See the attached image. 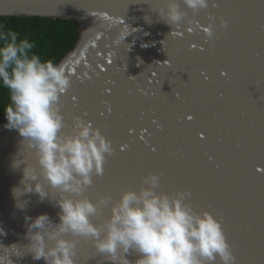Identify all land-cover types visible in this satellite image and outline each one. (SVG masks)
<instances>
[{"label": "water", "instance_id": "water-1", "mask_svg": "<svg viewBox=\"0 0 264 264\" xmlns=\"http://www.w3.org/2000/svg\"><path fill=\"white\" fill-rule=\"evenodd\" d=\"M157 2L0 0V16L76 24V41L56 63L71 79L66 93L77 97L76 107L61 98L63 133H71L73 117L87 111L88 117H81L114 149L129 144L107 158L103 179L93 176L84 196L116 201L156 173L157 191H187L194 210H207L221 221L235 264H264V0H219L211 9L217 18L211 39L202 31L210 23L206 10L194 14L181 3L185 22L172 27L151 8ZM220 17L227 29L219 26ZM6 123L0 121V264H45L27 253L25 217L46 213L58 223L60 210L35 192H23L21 164L35 167L36 158ZM109 214L105 208L93 222ZM67 238L78 240L75 264H111L97 255L91 240Z\"/></svg>", "mask_w": 264, "mask_h": 264}, {"label": "clouds", "instance_id": "clouds-1", "mask_svg": "<svg viewBox=\"0 0 264 264\" xmlns=\"http://www.w3.org/2000/svg\"><path fill=\"white\" fill-rule=\"evenodd\" d=\"M181 3L194 14L209 6V0H160L159 18L172 27L184 23ZM216 19L210 18L207 26L209 39L215 34ZM219 26L227 29L228 21L220 17ZM34 47L0 26V85L10 97L4 127L17 131L36 158L35 167L21 164L22 190L35 192L60 210L58 223L46 213L25 217L27 253L45 264H75L78 240L68 239L71 234L91 240L96 252L111 264H216L217 259L219 264H235L221 221L207 210H194L186 202L187 191L173 195L157 191L160 176L156 173L145 176L138 189L121 192L116 201L103 196L93 202L83 195L93 176L103 175L114 151L112 141L81 116L73 117L71 133H63L61 98L71 79L62 64L32 54ZM13 166L20 167L15 161ZM49 190L59 195L53 199ZM105 207L108 217L94 223L93 217H99ZM133 253L137 258L128 259Z\"/></svg>", "mask_w": 264, "mask_h": 264}, {"label": "trees", "instance_id": "trees-1", "mask_svg": "<svg viewBox=\"0 0 264 264\" xmlns=\"http://www.w3.org/2000/svg\"><path fill=\"white\" fill-rule=\"evenodd\" d=\"M0 26L4 31L18 33V39L34 43L31 53L55 64L71 48L78 34L76 24L62 18L0 16ZM9 103V92L0 85V121L5 118L4 109Z\"/></svg>", "mask_w": 264, "mask_h": 264}, {"label": "snow or ice", "instance_id": "snow-or-ice-1", "mask_svg": "<svg viewBox=\"0 0 264 264\" xmlns=\"http://www.w3.org/2000/svg\"><path fill=\"white\" fill-rule=\"evenodd\" d=\"M150 6H151V8H152L154 11H156V10L158 9V7H160V2H157V3H155V4H153V5H150ZM219 6H220L219 0H209V6H208V9L206 10V14H207L206 18L210 20V18L215 17L214 15H212L211 9L218 8ZM187 31L191 32V31H193V29H192V28H188ZM202 31H203V32H206V31H207V27H204V28L202 29ZM192 47L195 48V45H193ZM201 51H203V49H201ZM112 63H113V60H108V65H111ZM224 74H225V73H224ZM73 78H75V76H73ZM64 95L67 97L68 100L72 101V106H73V107H76V101H77V97H76V95H75V94H72V95L69 96L68 93H65ZM105 103H106V106H107V107H106V112L110 114V113L112 112V108H111V106L108 104V102H105ZM62 107H63V105H62ZM80 115L83 116V117H85V118H87L89 114H88L87 111H84V112H82ZM99 115H100V116H104V115H105V112L102 111V112L99 113ZM186 119H187L188 121H191V120H193V116L190 115V114H189V115H186ZM152 123L156 124V126H157L158 128L161 127L159 124L156 123L155 120H153ZM93 126H95V125L93 124ZM146 131H147V130H146ZM198 136H199L201 139L204 138L203 134H201V133H198ZM138 138H139L140 140H142V141L144 140V137H143V136H139ZM128 148H129V144H127V143L121 144V145L118 146V148L114 149L113 154H112L111 156H113V155L115 154L116 151L124 152V151H127ZM152 151L155 152V148H153ZM111 156H110V157H111ZM105 164H107V161H106ZM104 175H105V170H104L103 175L98 176L97 178H99V179H103ZM98 199H99V198H98ZM98 199H97V200H98ZM105 208H107V207H105ZM105 208L102 209V212H103V210H104ZM102 212H101V217H102ZM101 217H98V220H99ZM97 255H99V254L97 253ZM89 256H92V252L89 254ZM76 257H77V252H76V255H75L74 259H76Z\"/></svg>", "mask_w": 264, "mask_h": 264}]
</instances>
